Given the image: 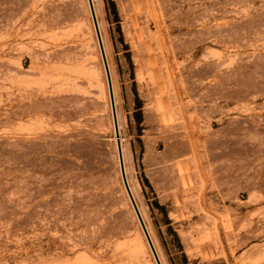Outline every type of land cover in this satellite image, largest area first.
Segmentation results:
<instances>
[{
	"label": "rangeland",
	"instance_id": "1",
	"mask_svg": "<svg viewBox=\"0 0 264 264\" xmlns=\"http://www.w3.org/2000/svg\"><path fill=\"white\" fill-rule=\"evenodd\" d=\"M93 4L162 263L264 264V0ZM0 264H157L88 0H0Z\"/></svg>",
	"mask_w": 264,
	"mask_h": 264
},
{
	"label": "water",
	"instance_id": "2",
	"mask_svg": "<svg viewBox=\"0 0 264 264\" xmlns=\"http://www.w3.org/2000/svg\"><path fill=\"white\" fill-rule=\"evenodd\" d=\"M89 1V5H90V9H91V14H92V18H93V22H94V26H95V30H96V34H97V38L99 41V45H100V49H101V54H102V58H103V63H104V67H105V71H106V75H107V81H108V87H109V95H110V102H111V109H112V115H113V121H114V130H115V135H116V139H117V148H118V154H119V161H120V168H121V174H122V179H123V183L125 185L126 191L128 193V196L131 200L132 206L135 210V213L138 217V220L140 222V225L142 227V230L145 234V237L148 241V244L150 246V249L152 251V254L154 256V259L156 261L157 264H163L160 256L157 252V249L154 245V242L151 238V235L149 233V230L147 228V225L143 219V216L141 214V211L138 207V204L135 200V197L131 191L127 176H126V171H125V165H124V158H123V151H122V143H121V139H120V130H119V124H118V117H117V111H116V104H115V97H114V90H113V84H112V78H111V72H110V68H109V64H108V60H107V56H106V52H105V48H104V44H103V40H102V36H101V32H100V28H99V24H98V19L96 16V12H95V8H94V4H93V0H88Z\"/></svg>",
	"mask_w": 264,
	"mask_h": 264
}]
</instances>
